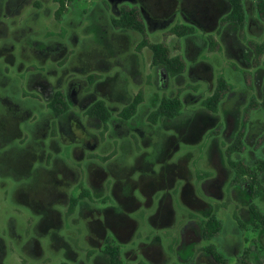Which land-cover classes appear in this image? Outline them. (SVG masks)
<instances>
[{
  "label": "rangeland",
  "instance_id": "rangeland-1",
  "mask_svg": "<svg viewBox=\"0 0 264 264\" xmlns=\"http://www.w3.org/2000/svg\"><path fill=\"white\" fill-rule=\"evenodd\" d=\"M245 0L250 22L223 23L226 0H0V264H110L111 235L125 264H264V229L251 223V202L264 196L239 184L235 162L264 184V17ZM124 4L141 5L151 42H165L186 62L169 77L152 66L143 35L112 26ZM177 23L196 27L185 39ZM211 38V39H210ZM214 43H217L214 46ZM223 76L231 85L217 111L203 105ZM61 89L70 110L58 117L47 104ZM141 91L136 115L123 107ZM178 96L173 120L148 116L161 99ZM103 99L113 117L87 115ZM243 131L244 148H228ZM245 179H249L245 174ZM88 194L69 211L72 196ZM222 222L202 236L209 214Z\"/></svg>",
  "mask_w": 264,
  "mask_h": 264
},
{
  "label": "trees",
  "instance_id": "trees-1",
  "mask_svg": "<svg viewBox=\"0 0 264 264\" xmlns=\"http://www.w3.org/2000/svg\"><path fill=\"white\" fill-rule=\"evenodd\" d=\"M59 3V7L56 11L57 19H61L66 8L68 0H56ZM230 6V10L224 15L222 21L225 24H231L243 28L250 22L249 14L246 10L245 0H226ZM257 6L261 17H264V0H258ZM145 7L141 5H129L124 4L119 13L112 18V26L119 30H133L140 32L143 37L139 42L137 48L141 50L144 47H149L152 51V66L157 70L163 69L169 77H178L186 69V62L180 55H173L169 46L162 41L151 42L146 33V21H145ZM171 32L179 37L189 39L196 35V27L189 23H177L171 28ZM211 39V38H210ZM256 47L257 54L260 55L264 52V44L253 43ZM217 43H214L216 46ZM230 83L220 76L217 80V86L213 94L203 100V105L211 110L217 111L224 96L230 90ZM143 101V94L139 91L134 98L127 103L121 110L119 116L123 120H129L133 118L136 113L139 104ZM50 112L55 116H66L70 110V104L66 93L58 89L50 98L48 104ZM259 106L264 109V82L262 86V99L259 102ZM183 107V103L178 96H166L163 97L159 105L149 113V120L152 123H157L160 119L173 120L180 115ZM90 117L100 120L104 123L109 122L112 117V111L107 105L105 100L98 99L93 102L86 111ZM243 131L239 132L235 140L228 148L229 153L241 152L244 148ZM258 167L260 170H264V160H258ZM237 170L236 181L239 184H245L250 191L252 197L264 196V184L258 177V174L249 166L243 162H235ZM245 174H248L249 179H245ZM88 194V190L83 187L82 192L78 196H72L69 206V211L72 212L76 205L79 203V199ZM250 212L252 214L251 223L255 225L254 231L258 228L264 229V211L260 206L251 202ZM222 228V222L212 213L209 214L208 219L202 227V236L210 240L214 238ZM0 249L2 254L5 251V244L0 239ZM206 251L213 257L216 264H227L228 258L219 251L214 245H208L205 247ZM103 253L107 257L110 264H125L122 256V248L117 240L109 235L106 238L105 245L103 247ZM247 253H244L239 258V261L244 264H257L251 263L247 258ZM135 264H147L145 262H138ZM189 264V263H184Z\"/></svg>",
  "mask_w": 264,
  "mask_h": 264
}]
</instances>
